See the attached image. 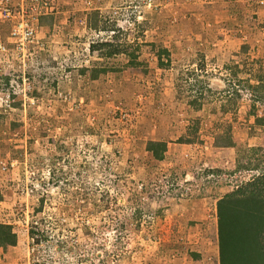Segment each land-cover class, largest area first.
Here are the masks:
<instances>
[{"label": "rangeland", "instance_id": "1", "mask_svg": "<svg viewBox=\"0 0 264 264\" xmlns=\"http://www.w3.org/2000/svg\"><path fill=\"white\" fill-rule=\"evenodd\" d=\"M2 2L37 36L17 50L0 21V223L17 236L0 264H220L217 203L264 167V6Z\"/></svg>", "mask_w": 264, "mask_h": 264}, {"label": "trees", "instance_id": "2", "mask_svg": "<svg viewBox=\"0 0 264 264\" xmlns=\"http://www.w3.org/2000/svg\"><path fill=\"white\" fill-rule=\"evenodd\" d=\"M104 30L107 29L104 27ZM120 45L102 42L93 44L91 48L104 57L112 58L125 52L124 47ZM163 53H168L166 48L163 49ZM263 98L259 97L261 100ZM256 122L257 125L264 127V116H257ZM147 151L152 153L155 160L162 161L167 144L150 141ZM261 164L262 160L257 159L255 164L248 162L240 166L239 169L244 168L255 174L217 203L220 264H264V167H261ZM121 209L119 207V210ZM134 215L141 218L142 214L137 211ZM115 224L119 235H123L127 226L124 219H116ZM101 228L96 225H84L87 234L91 235L93 230L100 232ZM16 237L10 226L0 223V248L15 246ZM31 237L38 242L45 240L44 234L35 230L31 231Z\"/></svg>", "mask_w": 264, "mask_h": 264}, {"label": "built area", "instance_id": "3", "mask_svg": "<svg viewBox=\"0 0 264 264\" xmlns=\"http://www.w3.org/2000/svg\"><path fill=\"white\" fill-rule=\"evenodd\" d=\"M259 4L264 6V0H260ZM37 20V18H36ZM0 21L12 22V28L10 30V43H12L15 49L25 51L35 44L36 41V27L31 22L29 14L21 8L20 11H15L12 7L3 2L0 3ZM8 51L6 43L0 41V55L5 54Z\"/></svg>", "mask_w": 264, "mask_h": 264}, {"label": "clouds", "instance_id": "4", "mask_svg": "<svg viewBox=\"0 0 264 264\" xmlns=\"http://www.w3.org/2000/svg\"><path fill=\"white\" fill-rule=\"evenodd\" d=\"M259 2H260V0H259ZM259 5H261V4H259ZM263 6V5H262Z\"/></svg>", "mask_w": 264, "mask_h": 264}]
</instances>
